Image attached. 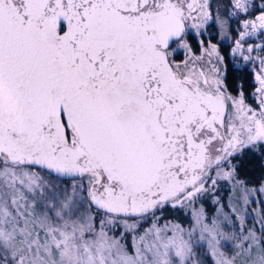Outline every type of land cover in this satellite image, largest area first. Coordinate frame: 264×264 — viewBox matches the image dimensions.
Segmentation results:
<instances>
[{
    "label": "snow or ice",
    "instance_id": "6c2138e0",
    "mask_svg": "<svg viewBox=\"0 0 264 264\" xmlns=\"http://www.w3.org/2000/svg\"><path fill=\"white\" fill-rule=\"evenodd\" d=\"M208 5L0 0V264L193 260L192 233L157 226L156 212L236 181L232 160L264 149V74L253 107L243 92H227L212 65L213 56L223 62L215 44L202 48L209 68L191 55L187 30L200 34ZM253 7L233 0L239 12ZM258 11L241 22L234 53L264 30V3ZM174 44L185 60L174 59ZM148 216L152 225L137 236ZM193 216L216 264H264V237L250 230L229 257L219 245L233 237L216 220L203 223V209Z\"/></svg>",
    "mask_w": 264,
    "mask_h": 264
},
{
    "label": "rangeland",
    "instance_id": "374dc122",
    "mask_svg": "<svg viewBox=\"0 0 264 264\" xmlns=\"http://www.w3.org/2000/svg\"><path fill=\"white\" fill-rule=\"evenodd\" d=\"M216 1L220 16L219 22L217 18L215 21L220 36H222V38H228L232 41V44L236 46V40L239 38L240 33V28L238 27L237 22L240 21L241 25L243 20L250 19L255 13L259 14L258 8L264 3V0H249L254 7L250 8L248 13H242L234 9L233 0ZM233 12L236 14L231 15ZM212 18L215 19L214 14ZM231 20L233 23H231ZM220 22H223V28H221ZM222 38L220 39L222 40ZM231 52L233 51L231 50ZM236 53L240 54L239 50ZM262 53L263 54L258 56L247 53L243 56L249 57V61L247 62L249 64L248 68L252 70V79L255 82L252 89L248 92L237 90L233 94L229 93L232 96H237L240 92H243L245 103L253 107H256L257 105V101L254 99L255 87H258L256 76L264 74V72H262L264 65L260 62L261 58H264V49ZM237 56L239 57V55ZM243 61L246 60L243 58ZM232 163L236 165L234 159L232 160ZM35 170L40 171L39 169ZM41 174L44 175V173ZM45 178L47 177L45 176ZM236 181L242 183L237 184ZM236 181L219 180L214 189L210 188L208 192L199 195L194 201L190 202L185 207L172 208L169 205L164 207L162 211L156 212V216L160 217V219L156 221L157 226L163 227L168 223L171 225L178 224L184 229L185 239H189V232L192 233L191 239L193 241L194 257L193 260H189L187 264H193L194 261L197 262V264H216L218 258L212 255V250L209 247L208 240L211 237L205 233V239L202 241L200 240V229L202 225L196 224V220L193 216L194 211L203 209V223L211 225L212 221L216 220L220 229L233 237L228 241L221 240L219 245V251L225 253L229 257L239 251L235 245L240 243L242 237L247 235L250 230L254 231L258 237H264V192L260 191L261 187L264 186H248L243 181L239 180L237 176ZM210 184L211 181H208L206 187ZM245 198L247 199V203H245ZM233 208L236 209L235 212L232 211ZM177 210L182 212V222L177 221L175 218H165V211L172 212ZM225 217H227V221L225 220ZM240 217H243V220H241ZM152 223V216H148L144 220H141L135 234L137 236L143 234L144 230L149 228ZM194 229L195 231H193ZM119 231L120 230L118 229L115 234L119 235ZM168 234L171 233L169 232ZM126 239H128L127 243L130 247L132 235L129 234ZM246 246L247 245L245 244V247Z\"/></svg>",
    "mask_w": 264,
    "mask_h": 264
},
{
    "label": "flooded vegetation",
    "instance_id": "af4514ba",
    "mask_svg": "<svg viewBox=\"0 0 264 264\" xmlns=\"http://www.w3.org/2000/svg\"><path fill=\"white\" fill-rule=\"evenodd\" d=\"M208 11L210 12L211 17L214 14L215 19L211 18L205 26L199 30V35L197 34L196 29L189 28L187 30L186 42L191 48V55L194 57H202L196 61V67L209 68L212 65L219 67L228 93L233 94L237 90L245 92L250 91L255 82L252 79V70L248 68L249 64L247 62L249 59L243 61V56L247 53L255 56L263 54L264 30L258 29L254 35L245 36L241 41L242 47L239 49L240 54H237L236 52L233 53L231 50L236 46L232 44V41L228 38H222V36H220V32L215 21L216 18H219L220 16L216 0H209ZM256 15L258 14L255 13L250 19H254ZM231 23H233L232 20ZM237 24L240 28L239 32L243 31L244 29L242 28V25H240V21H238ZM220 38H222V40ZM200 41H203V45H201ZM209 44H215L217 46L219 56L223 57L222 63H219L216 57L213 56L211 58L212 65H210L209 57L207 55L202 56V48L207 49ZM250 45L253 46V50L251 52L248 51ZM255 45H261L262 47L256 48ZM173 48L176 50L174 55V59L176 61H183L186 59L187 52L185 49L179 48L175 44L173 45ZM237 55H239V57Z\"/></svg>",
    "mask_w": 264,
    "mask_h": 264
},
{
    "label": "trees",
    "instance_id": "16d2710c",
    "mask_svg": "<svg viewBox=\"0 0 264 264\" xmlns=\"http://www.w3.org/2000/svg\"><path fill=\"white\" fill-rule=\"evenodd\" d=\"M236 162V176L248 186H264V149L258 151H245L239 154ZM209 205V204H208ZM165 218H175L182 222V212L165 211ZM128 242V239H126Z\"/></svg>",
    "mask_w": 264,
    "mask_h": 264
},
{
    "label": "water",
    "instance_id": "95a60500",
    "mask_svg": "<svg viewBox=\"0 0 264 264\" xmlns=\"http://www.w3.org/2000/svg\"><path fill=\"white\" fill-rule=\"evenodd\" d=\"M38 169V168H37Z\"/></svg>",
    "mask_w": 264,
    "mask_h": 264
}]
</instances>
